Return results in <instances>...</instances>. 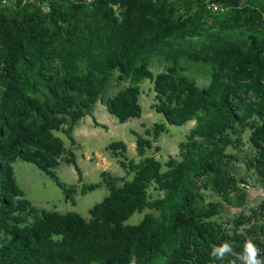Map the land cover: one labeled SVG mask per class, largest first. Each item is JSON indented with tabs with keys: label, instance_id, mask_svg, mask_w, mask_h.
Segmentation results:
<instances>
[{
	"label": "trees",
	"instance_id": "obj_1",
	"mask_svg": "<svg viewBox=\"0 0 264 264\" xmlns=\"http://www.w3.org/2000/svg\"><path fill=\"white\" fill-rule=\"evenodd\" d=\"M20 1L13 13H0V264H231L232 255L214 260L212 246L227 241L240 253L249 239L264 261V203L228 214L226 222L219 220L221 204H203L207 188L228 203L239 190L227 150L240 151L245 133L253 152L245 167L264 183V30L241 22L264 7L214 0L225 12L209 26L210 12L193 0ZM154 57L164 71L150 70ZM182 61L212 67L209 84L185 76ZM115 72L128 84L103 99ZM144 80L163 122L145 131L148 138L137 136L138 162L120 161L132 179L101 173L108 194L89 219L35 208L13 163L34 164L73 200L75 188H65L54 170L62 160L79 182L82 173L54 133L74 143V127L97 102L119 123L139 118ZM188 122L194 127L180 144V160L169 158L163 171L146 150L167 125ZM108 148L126 151L123 142ZM152 185L160 197H151ZM99 186L84 184L81 194ZM144 211L138 223L126 224Z\"/></svg>",
	"mask_w": 264,
	"mask_h": 264
},
{
	"label": "rangeland",
	"instance_id": "obj_2",
	"mask_svg": "<svg viewBox=\"0 0 264 264\" xmlns=\"http://www.w3.org/2000/svg\"><path fill=\"white\" fill-rule=\"evenodd\" d=\"M16 2L17 0H0V13L9 14L16 11L18 9ZM20 2L21 5L31 2L37 3L36 0H21ZM219 6L221 9L223 8L220 4ZM43 10L47 11L46 6H43ZM206 10L210 12L206 14V22L209 26L215 21V15L218 13L224 14L225 12V8L222 10ZM245 19L246 23L243 22ZM241 22L244 26L251 25L259 30H264V8L261 10V15L253 20L241 15ZM181 66H183V74L194 80L198 86L206 87L209 84L212 73V67L209 65L182 61ZM165 67V63L158 57H154L150 64V70L154 74L164 71ZM117 75V72L113 74L112 80L102 95L103 99L114 96L119 90L127 86L126 81L117 80ZM153 102V86L148 80H144L140 84L139 105L141 106V116L139 118H132L125 123H119L116 118L107 112L101 102H97L94 105L92 116L82 118L74 127L72 131L74 143H71L61 132L54 133L63 141L65 149L72 151L75 155L76 163L82 173V182H79L74 168L62 160L54 170L58 181L65 188H75L76 193L73 195V200H66L64 189L34 164L17 159L12 165L15 181L19 188L23 190L25 198L39 210L58 213L74 212L85 219H89L90 209L108 194L107 188L102 184L101 173L104 172L106 176L109 175L110 177L132 179L131 175L126 176L125 170L119 163L123 160L138 162L140 158L135 150L137 136L146 138V130H151L155 123L163 122L162 115L151 108ZM193 127L194 122H188L182 126L167 125L166 132L161 134L156 141H153L152 149L146 150L145 156L155 157L163 165L162 170L164 171V165L169 158L180 160V144L185 142L186 136ZM247 139L248 133H245L240 151L227 150L228 153L233 155L228 169L232 175H235L238 181L237 187L239 188L238 191L231 194L232 201L228 203L222 196L219 197L213 194L211 188L204 191V205L210 201L221 204L222 212L219 220L223 222L227 221L226 216L228 214L230 216L238 212L247 214L249 210L264 203V183L254 174L252 169L248 170L245 167L246 159H251L253 155V152L249 149ZM113 142H123L126 145V151L123 155H120V152L113 153L109 150L108 147ZM156 147H158V150ZM106 176L104 177L106 178ZM84 184H100V186L83 195L81 194V188ZM149 193L153 199L161 196V193L154 190L153 185L150 187ZM242 197L243 202H240ZM238 203L244 205L239 206ZM149 211L146 210V212ZM144 214L145 211L133 214L126 221V224L138 223Z\"/></svg>",
	"mask_w": 264,
	"mask_h": 264
},
{
	"label": "clouds",
	"instance_id": "obj_3",
	"mask_svg": "<svg viewBox=\"0 0 264 264\" xmlns=\"http://www.w3.org/2000/svg\"><path fill=\"white\" fill-rule=\"evenodd\" d=\"M210 255L214 260L220 261L232 255L235 259L231 261V264H237V261H239L240 264H264V261L259 259V248L251 239L245 242L243 251L240 253L234 252L231 244L225 241L219 246L213 245Z\"/></svg>",
	"mask_w": 264,
	"mask_h": 264
},
{
	"label": "built area",
	"instance_id": "obj_4",
	"mask_svg": "<svg viewBox=\"0 0 264 264\" xmlns=\"http://www.w3.org/2000/svg\"><path fill=\"white\" fill-rule=\"evenodd\" d=\"M195 2H200L202 4V6L205 8V9H213V10H222L221 7L219 6V4H217L216 2H214V0H193ZM219 6V7H218Z\"/></svg>",
	"mask_w": 264,
	"mask_h": 264
},
{
	"label": "crops",
	"instance_id": "obj_5",
	"mask_svg": "<svg viewBox=\"0 0 264 264\" xmlns=\"http://www.w3.org/2000/svg\"><path fill=\"white\" fill-rule=\"evenodd\" d=\"M245 5H250L253 9H259L264 6V0H243Z\"/></svg>",
	"mask_w": 264,
	"mask_h": 264
}]
</instances>
